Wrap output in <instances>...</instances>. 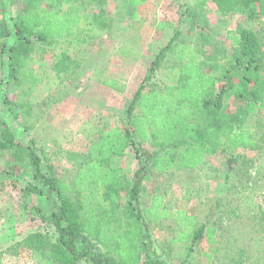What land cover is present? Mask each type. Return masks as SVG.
Here are the masks:
<instances>
[{
  "label": "trees",
  "instance_id": "1",
  "mask_svg": "<svg viewBox=\"0 0 264 264\" xmlns=\"http://www.w3.org/2000/svg\"><path fill=\"white\" fill-rule=\"evenodd\" d=\"M209 1L222 18L239 10L254 22L264 21V0ZM128 2L130 6L141 3L140 0ZM22 6V10L12 18L11 29L5 20H0V68L4 67L6 58L7 77L16 89L19 88L17 90L21 91L22 85L27 84L25 91H21L27 98L44 79L43 75H34L27 69L35 62L34 55L42 57L51 54V70L64 83L79 68L74 58L80 53L74 51L71 55L69 49L87 43L93 25L104 30L110 29L113 22L103 12L95 14L89 22L83 0H26ZM263 33V28L255 31L238 24L234 31H227L225 37L232 53L220 57L208 56L202 50H190V45L181 43L178 31L175 33L172 43L159 52L133 95L126 109V127L102 131L96 141L89 143V152L84 159L88 158L98 166L90 163L82 165L74 190L76 193L101 191L103 205L95 209L83 206L81 202L77 205L71 202L45 153L40 151L44 154L40 157L32 147L14 143V134L7 128L1 129L3 142L0 149L8 153L15 164L35 170L41 179V189L35 191L37 194L55 198L51 206L53 212L47 219L54 226L56 236L31 233L26 237L27 246L56 264H76L91 256L92 252L97 254L92 259L95 264H160L152 260L147 252L150 219L146 220L143 213L146 210H141L143 179L152 169L162 172L196 169L208 156L217 153L227 156L228 161L235 164L237 158H230L228 154L256 147L254 133L242 125L244 109L232 112L230 102L254 103L259 112L264 113ZM10 38L13 43L8 45ZM57 49L61 51L54 55ZM172 55L176 56V64L172 68L176 71V81L168 76L171 82L158 89L157 70ZM239 70L243 74L237 79L234 74ZM103 84L111 87L109 81ZM128 148L133 150L134 157L141 164L131 182L110 166L114 159L123 157ZM42 160L46 162L48 173L41 169ZM89 179H93L92 184ZM120 192L125 193L123 204L120 203ZM166 192L162 190L160 200L157 196L152 208L159 214L158 218L153 217L155 223H165L174 233L175 228H179L170 243L188 242L191 238L195 241L200 234H207L211 239L216 232L213 227L206 231L205 226L195 229L193 217H188L183 211H172L162 204ZM121 205L120 213L125 215L126 231L112 227L118 222L114 213ZM91 217L94 218L92 222ZM109 242L125 246L113 252Z\"/></svg>",
  "mask_w": 264,
  "mask_h": 264
},
{
  "label": "rangeland",
  "instance_id": "2",
  "mask_svg": "<svg viewBox=\"0 0 264 264\" xmlns=\"http://www.w3.org/2000/svg\"><path fill=\"white\" fill-rule=\"evenodd\" d=\"M25 1L0 0V20H5L10 29L12 18L22 10ZM147 1L149 6L131 7L127 0H83L89 22L100 12L115 21L112 35L111 29L102 30L93 25L88 42L69 49L71 55L74 51L80 53L73 56L79 68L64 83L51 70V54L34 55L35 62L27 69L34 75H43L44 79L28 98L21 92L25 91L27 84L22 85L21 91L17 90L19 88L16 89L7 77L5 58L4 67L0 68V132L7 128L14 134V143L32 147L40 157L45 153L55 167L54 161L64 160L63 151L83 150L97 133L126 127L128 105L119 103L120 106H116L114 94L103 89L100 81L107 78L106 67L108 73L113 57L119 71L123 66L118 43L111 38L130 45L136 43L139 47L149 32L157 29V13L153 14L152 7L162 6L164 10L166 4L174 13L190 18L189 24H193L195 31L187 33V29H183L181 43L190 45L192 51L202 50L212 57L232 53L225 37L227 31H234L238 24L255 31L263 28L264 32L263 20L259 22L261 24L254 22L239 10L222 18L209 0ZM147 19H152V23L145 24ZM141 20L144 23H140ZM12 43L10 38L8 45ZM127 49L129 52V46ZM60 51L57 49L54 55ZM90 54L94 57L92 61L89 60ZM175 57L172 55L171 59H166L157 70L156 88L161 89L171 82L168 76L176 81V71L172 69L176 64ZM242 74L239 70L234 75L239 79ZM240 109H244L243 127L254 133V149L235 150L230 153L232 155L228 154L230 158H237L235 164L230 163L227 156L217 153L208 156L196 169L166 171L161 175L162 190L167 191L164 193L166 207L193 216L197 227L205 226V231L213 227L216 234L211 239L207 234H200L195 241L191 238L188 242L170 244L168 241L179 228L174 233L163 222L160 226L151 224L150 242L146 245L152 260L160 264H264V113H260L254 103L230 102L232 112ZM133 156L132 150L122 160L121 165L128 166V171L135 166ZM41 162V169L48 173L46 162ZM60 167L65 178L72 175L69 163ZM157 183V175L146 177L145 188L149 194L142 200L144 209L150 203V192ZM40 189L41 179L35 170L15 164L8 153L0 149V264H56L43 258L25 242L31 233L49 237L57 233L47 219L55 198L37 194ZM154 211L152 208L143 212L146 220L158 218L159 214ZM178 215L187 221L183 214ZM151 246L156 247L155 254ZM96 256L92 252L91 256L76 264H95L92 259Z\"/></svg>",
  "mask_w": 264,
  "mask_h": 264
},
{
  "label": "crops",
  "instance_id": "3",
  "mask_svg": "<svg viewBox=\"0 0 264 264\" xmlns=\"http://www.w3.org/2000/svg\"><path fill=\"white\" fill-rule=\"evenodd\" d=\"M181 1H185V0H181ZM128 2V0H127ZM140 4H138L137 6H131V7H138V6H149L148 1L147 0H140ZM160 7V6H159ZM156 7L154 9V7H152V11L153 14L155 15V12L157 13V29L156 30H152L151 32H149V34L147 35V37L144 39V41H141V44L138 47V44L134 43L133 45L127 44L125 41L121 40V42L119 40H117V38L113 39L111 38V40H113L114 43H118L117 45L119 46V56L121 58V61H123V66L121 68V70L119 71L118 65H114L117 62L115 61V57L112 58V62L111 64L108 65V73H107V67H106V71L105 73L107 74V78L100 81L101 87L105 90H109L110 92H112L113 95V99L115 102L116 106H127L129 105V103L132 100L133 95L135 94V92L138 90V88L141 86V84L143 83L144 77L147 74V70L145 71V69L150 68L151 63L153 62V60L156 58V56L159 54V52L166 47L167 45L172 43V39H173V35H175V33L179 30L180 31V40H181V36H182V30L183 29H187V33L194 32L195 28L193 26V24H189L191 22V20L189 21L190 18H186L185 16H183L181 13L180 15L177 12H173V9L170 10V8L168 7V5L165 4V8L164 10L162 9V6L160 7ZM161 15V19H159ZM188 20V21H187ZM113 21V19H112ZM152 19H147V21H145V24L149 22L152 23ZM114 23L115 21L112 22V26H111V34L112 35V30L114 29ZM140 23H144L143 20L140 21ZM180 24V29H177V27H179ZM109 38V39H110ZM129 46L130 49V53L128 52L127 47ZM90 58L89 60L92 61L94 59V57H92V55H89ZM119 58V57H118ZM116 62V63H115ZM126 62H128L126 64ZM91 65V64H90ZM89 65V66H90ZM91 67V66H90ZM115 67V68H114ZM104 81H109L111 84V87L106 86L103 84ZM125 100V103H124ZM120 103V104H119ZM113 105V106H115ZM102 134V132L97 133V135L94 136V138H92V140L90 141H96L100 135ZM89 144V143H88ZM90 145V144H89ZM89 145L87 148L85 149H80V151H63V154L65 155L64 160H62V158H59L58 161H54V164L56 165L55 167L53 166V170L54 172H56L55 176L58 178V180L61 182V187L62 189H64V193L66 194V196L69 197V199L71 200V202H73L75 205L78 204V202H81L83 204V206H89L91 209H95L97 208L98 205H103V201L101 200V191H98V193H96L95 191L92 193V191H83V192H79L76 193V191L74 190V183L76 180H78L80 178V173L79 171L81 170V168H83L82 165H86L87 163L91 164V165H97L96 162L93 161H89V159L85 158L89 152ZM149 145V144H148ZM148 145H146V148H149ZM65 149V148H64ZM66 150V149H65ZM150 152L153 151V149H149ZM132 152L131 148H128L125 151V154L123 157L118 158V159H114L113 162L110 163L111 168L116 169L118 171L119 175H123L125 176V178L127 179V181L131 182L133 175L136 171H138L139 167L141 166V164H139L138 160L134 157V168L131 169L130 171H128L127 167L125 168L124 166L121 165L122 160L124 159V157L128 154V152ZM64 163H69L70 167H71V171L72 175L69 178H65L61 172H64V170H62V166ZM87 164V165H88ZM98 166V165H97ZM153 172L155 175L153 176L152 173ZM164 172L162 171H156L154 169H152L146 177H155L156 175L158 176V183L156 188H154V190L150 193H152L151 195V200L150 203L147 205L145 210H149L150 208L153 207L154 205V201L155 198H157L158 196V200H160V196L162 195V181H161V175ZM97 176V175H96ZM95 176V177H96ZM93 177V178H95ZM146 177L143 179L142 182V191L140 193V201H141V210L144 209L142 207V200L144 199V196H147V191L145 188V179ZM93 180V179H92ZM92 180L89 179V182L92 184ZM94 187V185L92 186ZM91 187V188H92ZM169 188V187H168ZM170 189V188H169ZM167 193V192H166ZM147 194V195H146ZM120 198L121 201L120 203L123 204V202L125 201V193L124 192H120ZM165 195L164 198L162 200V204H164L165 206ZM123 205H121V207L119 208V210H117L114 214L116 215V217L118 218V222H115L114 225L112 226L113 228H119L122 231H126L127 227H126V220H125V215L123 216L120 212L122 209ZM172 211H176V210H172ZM49 215L51 214V212L53 211H48ZM134 213H136V211H134ZM47 216L48 218H50V216ZM188 216V214H187ZM188 217H193V216H188ZM94 220L93 217L90 218V222H92ZM154 221V222H151ZM149 225H153V226H160L161 222H157L155 223V220L153 219V217L150 218V220L148 221ZM48 224H51L50 221L48 220ZM94 226V225H93ZM197 227V224L195 223V229ZM181 228V227H180ZM95 231L94 234H97V226L95 225L94 227ZM176 232L178 231V228H175ZM179 232V231H178ZM117 235L119 234V232H115ZM110 235H112V232H109ZM216 234V232L214 233ZM108 235H106L107 237ZM92 238L95 239V237L93 236ZM160 239V237H158ZM173 239V238H172ZM171 239L168 241L170 243ZM182 242V241H180ZM179 242V243H180ZM173 244V243H170ZM175 244V243H174ZM177 244V243H176ZM122 243L120 244H116V242H109L108 246H110L111 251L116 252L118 250H121L120 248L125 246V244L123 246H121ZM154 245V244H153ZM161 246V245H160ZM156 247L153 246V251H156L155 249ZM161 248V247H159Z\"/></svg>",
  "mask_w": 264,
  "mask_h": 264
}]
</instances>
